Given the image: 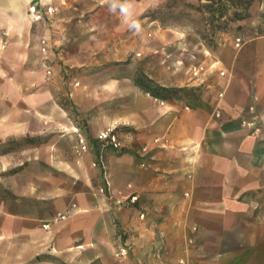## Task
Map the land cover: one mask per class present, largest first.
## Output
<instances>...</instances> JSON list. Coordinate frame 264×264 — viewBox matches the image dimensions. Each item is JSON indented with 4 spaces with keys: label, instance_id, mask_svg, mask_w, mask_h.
<instances>
[{
    "label": "crops",
    "instance_id": "obj_1",
    "mask_svg": "<svg viewBox=\"0 0 264 264\" xmlns=\"http://www.w3.org/2000/svg\"><path fill=\"white\" fill-rule=\"evenodd\" d=\"M37 2L52 0H0V58L8 64H21L37 37L28 13ZM244 12L235 39L196 77L183 67L185 34L158 37L150 77L197 97L161 104L130 83L124 113L106 122L118 142L106 157L110 196L78 195L57 222L52 186L40 191L41 202L52 201L40 215L25 203L0 204V264H57L44 255L72 256V264H264V0ZM19 194L33 196L32 183ZM122 246L128 255L119 259Z\"/></svg>",
    "mask_w": 264,
    "mask_h": 264
},
{
    "label": "rangeland",
    "instance_id": "obj_2",
    "mask_svg": "<svg viewBox=\"0 0 264 264\" xmlns=\"http://www.w3.org/2000/svg\"><path fill=\"white\" fill-rule=\"evenodd\" d=\"M246 1L135 0L134 15L142 27L136 33L102 0H52L50 18L32 26L37 37L27 43L21 64L0 58V132L18 133L0 137V204L12 210L15 203H25L40 215L52 205L41 202L40 191L52 186L51 222H57L75 208L64 204L78 195L110 196L106 157L118 146L106 122L124 113L130 83L144 95L137 80L162 86L149 74L161 57L154 52L158 37L172 41L175 33L185 34L183 67L191 73L194 67L203 69L210 64L206 59L217 60L228 38L235 39V22L244 15ZM93 125L101 127L97 134ZM31 183L33 196H20ZM46 257L72 264V256L67 262L46 255L39 260Z\"/></svg>",
    "mask_w": 264,
    "mask_h": 264
},
{
    "label": "built area",
    "instance_id": "obj_3",
    "mask_svg": "<svg viewBox=\"0 0 264 264\" xmlns=\"http://www.w3.org/2000/svg\"><path fill=\"white\" fill-rule=\"evenodd\" d=\"M28 13L31 16V20L33 23H39L41 21H43L44 16H47L48 18H50V16L53 13V8L50 5H45V7H43V5L41 3H32L28 6ZM41 52L45 53L46 52V41L45 39H41ZM241 45V40L240 39H236L235 41V46L239 47ZM202 67H194L192 70V75L194 77L198 76L201 71H202ZM48 74H50V71H48ZM163 104V103H161ZM217 116L218 113H217ZM101 138H108L107 135H102ZM110 140L114 143L115 146H117L116 142H115V137L114 136H109ZM143 152L146 151V149L144 148L142 150ZM263 195H264V190H263ZM137 200V197L133 196L130 197V201L135 202ZM263 201H264V196H263ZM142 217V216H141ZM128 254V248L127 246H122L119 247L115 253V256L119 259H123L127 256Z\"/></svg>",
    "mask_w": 264,
    "mask_h": 264
},
{
    "label": "trees",
    "instance_id": "obj_4",
    "mask_svg": "<svg viewBox=\"0 0 264 264\" xmlns=\"http://www.w3.org/2000/svg\"><path fill=\"white\" fill-rule=\"evenodd\" d=\"M200 1H202V0H200ZM207 1L210 2V0H207ZM250 2H251V0L246 1L244 10H246V8L250 4ZM244 16L245 15L237 17V20L243 18ZM137 85L140 87V89L145 94H148L153 99L162 100V101H167L171 97H174V96L178 97L177 100L184 99L185 98L184 95H191L193 98L195 96L194 93L192 92V89L164 87V86H160V85H158V84L154 83L153 81L146 79V78L143 80H141V79L137 80ZM195 98H196V96H195ZM50 260L57 262L53 258H51Z\"/></svg>",
    "mask_w": 264,
    "mask_h": 264
},
{
    "label": "clouds",
    "instance_id": "obj_5",
    "mask_svg": "<svg viewBox=\"0 0 264 264\" xmlns=\"http://www.w3.org/2000/svg\"><path fill=\"white\" fill-rule=\"evenodd\" d=\"M102 2L109 5L110 12L116 13L118 10L119 16L130 30H134L136 33L142 30L140 20L134 15L135 0H102Z\"/></svg>",
    "mask_w": 264,
    "mask_h": 264
}]
</instances>
